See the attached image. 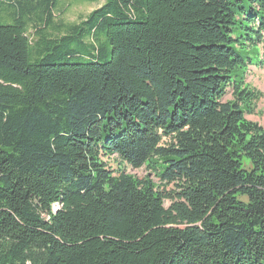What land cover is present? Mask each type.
<instances>
[{
	"label": "trees",
	"instance_id": "1",
	"mask_svg": "<svg viewBox=\"0 0 264 264\" xmlns=\"http://www.w3.org/2000/svg\"><path fill=\"white\" fill-rule=\"evenodd\" d=\"M63 2L0 0V264H264V0Z\"/></svg>",
	"mask_w": 264,
	"mask_h": 264
},
{
	"label": "rangeland",
	"instance_id": "2",
	"mask_svg": "<svg viewBox=\"0 0 264 264\" xmlns=\"http://www.w3.org/2000/svg\"><path fill=\"white\" fill-rule=\"evenodd\" d=\"M104 3V0H101L99 3H85L78 0H66L61 5L62 7L58 9L55 13V21L56 23H64V24H75L79 23L83 19H85L90 13L94 10L101 7ZM12 20L9 16H4V21L1 24L8 25L11 24ZM33 33V29L31 30ZM260 50L257 48H252L249 50L248 55H245L247 59H251L255 66L251 68L247 73L246 78V86L255 92L260 94L259 99L254 101L250 107L251 112L246 114V118L249 122L255 123L260 126L264 130V66H261V57L258 55ZM111 54V47L108 46L107 48V57ZM226 99H230V96H227ZM110 161V160H109ZM120 162L114 160L110 161V166L112 170L118 171L120 167ZM126 173L132 175L138 179H144L147 175H149V171L146 168L143 169H133V168H126ZM152 179L156 184H159V180L155 179L154 176H151ZM172 187L166 189V191L172 190ZM171 205L170 201L165 202V207L169 208Z\"/></svg>",
	"mask_w": 264,
	"mask_h": 264
},
{
	"label": "crops",
	"instance_id": "3",
	"mask_svg": "<svg viewBox=\"0 0 264 264\" xmlns=\"http://www.w3.org/2000/svg\"><path fill=\"white\" fill-rule=\"evenodd\" d=\"M255 68V67H254ZM250 70V69H249Z\"/></svg>",
	"mask_w": 264,
	"mask_h": 264
}]
</instances>
